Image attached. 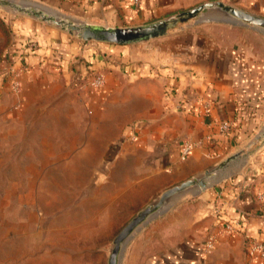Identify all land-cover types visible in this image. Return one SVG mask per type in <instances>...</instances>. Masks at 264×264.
<instances>
[{
  "label": "crops",
  "instance_id": "1",
  "mask_svg": "<svg viewBox=\"0 0 264 264\" xmlns=\"http://www.w3.org/2000/svg\"><path fill=\"white\" fill-rule=\"evenodd\" d=\"M209 1L217 0L18 3H48L69 15L61 18L112 27L146 24ZM234 6L246 11L241 4ZM8 24L10 38L0 53V115L39 144L65 142L55 153L33 155L39 157L31 162L39 171L49 163L72 165L70 170L81 178H90L95 170L100 174L96 186L114 185L113 195H139L149 189L151 194L154 188L161 191L194 177V172L217 167L242 143L256 138L264 122V34L254 28L203 21L152 40L119 45L83 41L24 15ZM29 42L36 44L33 51H26ZM141 46L146 52H140ZM21 57L27 68L17 75L16 92L10 70L23 67ZM79 58L95 71L75 82L72 63ZM94 72L103 75V87L87 85ZM222 121L229 122L227 131H220ZM185 139L192 149L181 159L179 148ZM262 161L249 167L245 163L247 167L201 191L207 194L192 206L191 217L175 216L171 206L149 219L130 237L123 260L264 264V258L247 253L249 240L264 241ZM217 217L235 229L218 235L214 249L204 252L202 243L206 234L216 231ZM153 221L163 229L144 236L140 248L142 237L137 235Z\"/></svg>",
  "mask_w": 264,
  "mask_h": 264
},
{
  "label": "rangeland",
  "instance_id": "2",
  "mask_svg": "<svg viewBox=\"0 0 264 264\" xmlns=\"http://www.w3.org/2000/svg\"><path fill=\"white\" fill-rule=\"evenodd\" d=\"M13 3L46 10L47 14L52 10L56 17L69 16L48 3L24 5L18 0ZM230 3L241 4L246 11L264 18V0H230ZM5 6H0V53L10 38L8 21L19 15L44 23V27L67 31L32 13L8 4ZM139 49L146 52L145 46ZM9 122L0 115V264H108L115 236L139 210L155 201L165 189L158 191L154 188L151 194L149 189L139 195L125 193L117 196L113 195L117 188L112 184L96 186L100 174L95 170L90 178L86 174L81 178L78 172L70 170L72 165L66 164L49 163L39 171L31 163L39 157L33 155L55 153L65 142L53 139L39 144L30 137L32 134ZM263 127L264 122L261 129ZM242 144L236 150L246 151L244 156L249 162L244 160L240 166L238 161L232 162L226 168L228 173L263 162L264 144L256 145L254 137ZM32 168L38 171L34 172ZM202 174L194 172L191 176L200 177ZM206 194L207 190L197 195L185 192L171 199L169 207L176 209L174 215L182 213L180 216L184 218L191 217L192 206L198 202L201 204L200 197ZM196 199L199 200L196 202ZM162 229L159 222L153 221L146 229L140 230L137 236H141L142 240H138L137 245L141 248L144 236L151 231L155 235ZM128 245L129 240L123 253L127 252ZM123 256L119 264L131 263L123 260Z\"/></svg>",
  "mask_w": 264,
  "mask_h": 264
},
{
  "label": "water",
  "instance_id": "3",
  "mask_svg": "<svg viewBox=\"0 0 264 264\" xmlns=\"http://www.w3.org/2000/svg\"><path fill=\"white\" fill-rule=\"evenodd\" d=\"M13 6L18 10L32 13L42 20L51 21L61 28H66L69 34H74L78 39L83 41H95L126 45L131 43L144 42L154 38L164 36L183 26L199 23L203 21H217L235 25H244L254 28L264 34V18L248 11H245L234 5L224 3L220 0L200 3L191 8L179 11L174 15L158 19L146 24L136 26H103L87 22L72 21L56 17L52 13L47 14L40 9L20 6L5 0H0V6ZM21 4H24L21 2ZM25 5V4H24ZM31 5H35L31 3ZM41 7V6H38ZM256 145L264 144V127L255 138ZM239 150L231 155L226 161L220 163L217 167L206 170L202 176L186 179L174 186H171L161 192L158 198L144 208L119 231L113 240L108 264H119L123 255V249L126 242L130 239L135 231L140 229L149 219L166 211L169 207V201L180 194L191 192L197 195L207 187L214 185L227 177L226 168L234 161H238V166L242 165L245 160L246 151Z\"/></svg>",
  "mask_w": 264,
  "mask_h": 264
},
{
  "label": "built area",
  "instance_id": "4",
  "mask_svg": "<svg viewBox=\"0 0 264 264\" xmlns=\"http://www.w3.org/2000/svg\"><path fill=\"white\" fill-rule=\"evenodd\" d=\"M35 47H36L35 42H29L25 48L27 49L26 51H30V50L33 51ZM22 66L23 67H20L18 69L10 70L11 71V74H10L11 89L16 92L20 89V82L17 79V75L19 74V72L27 68L24 62H22ZM87 85H89L92 88H96V89L103 87L104 85L103 75L100 74L99 72H94L91 75V77L87 80ZM229 127H230V124L228 121H222L219 124V129L222 132L227 131ZM191 149H192V145L190 141L186 139L183 140L179 148V157L181 159H185V157L190 153ZM258 198L260 200H263V195L262 194L258 195ZM215 227H216V231L214 233L206 234L204 238V241L202 243L204 252L211 251L214 249L216 241H217L216 237L218 235L223 234V233H231L235 229L234 224L227 222L219 217H217L215 220ZM247 253L251 257L263 259L264 258V241L255 240V239L249 240L247 243Z\"/></svg>",
  "mask_w": 264,
  "mask_h": 264
},
{
  "label": "trees",
  "instance_id": "5",
  "mask_svg": "<svg viewBox=\"0 0 264 264\" xmlns=\"http://www.w3.org/2000/svg\"><path fill=\"white\" fill-rule=\"evenodd\" d=\"M30 53V52H29ZM27 53L26 56L29 54ZM22 62H25V57H21ZM83 58H79L78 61L72 63L73 71L75 72L74 81L78 82L80 79H85L87 76L95 71V68L92 67V64L89 62H84ZM84 62V63H83ZM27 63V62H25ZM83 63V64H82Z\"/></svg>",
  "mask_w": 264,
  "mask_h": 264
}]
</instances>
